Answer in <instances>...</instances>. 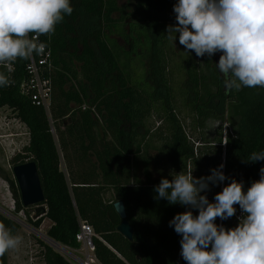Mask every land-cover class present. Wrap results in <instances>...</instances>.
Wrapping results in <instances>:
<instances>
[{
  "label": "trees",
  "instance_id": "16d2710c",
  "mask_svg": "<svg viewBox=\"0 0 264 264\" xmlns=\"http://www.w3.org/2000/svg\"><path fill=\"white\" fill-rule=\"evenodd\" d=\"M176 2L70 0L72 14L56 25L54 34L39 37L51 54L43 72L52 84L48 111L20 93L28 60L18 59L11 69L0 65L13 81L0 87V108H10L29 135L9 162L34 161L45 198L46 213L36 219L28 215V220L36 229L43 219L50 220L46 236L71 247L78 245V221L86 220L97 235L93 241L101 264H187L180 255L181 236L169 221L177 213L191 210L195 216L198 211L155 199L160 182L151 169L163 163L174 174L193 170L199 178L222 164L221 136L212 154L198 153L181 117L184 111L193 125L201 126L207 117L218 116L212 102L223 93V80L207 55L184 52L178 33L174 44L167 39L166 26L176 23ZM210 81L214 89L208 87ZM228 94L235 122L224 142L222 171L229 179L223 187L235 179L243 181L246 191L264 167V160L244 161L264 151V87ZM3 178L15 212L26 213L15 179ZM219 185L210 183V191L201 194L214 202ZM109 191L112 199L105 198ZM117 200L124 203L131 240L117 230ZM0 222L11 233L18 228L1 213ZM222 225L234 224L230 218ZM41 244L44 264H69ZM0 264H7V252Z\"/></svg>",
  "mask_w": 264,
  "mask_h": 264
},
{
  "label": "clouds",
  "instance_id": "9594fccd",
  "mask_svg": "<svg viewBox=\"0 0 264 264\" xmlns=\"http://www.w3.org/2000/svg\"><path fill=\"white\" fill-rule=\"evenodd\" d=\"M70 0H0V65L11 69L15 62L43 55L47 44L41 35L51 36L57 24L73 12ZM176 23L166 26L173 44L179 34L184 52L211 58L221 53L216 68L224 77L225 93L242 87H264V0H177L173 5ZM175 46V45H174ZM13 83L0 72V87ZM264 160V151L253 152L245 162ZM196 178L192 171L162 178L154 187L155 199L189 209L177 213L169 226L181 236L180 255L187 264H264V167L259 179L244 190L243 181L230 182L210 202L206 193L229 179L222 169ZM242 213L234 228L217 225ZM21 237L0 222V257L15 249Z\"/></svg>",
  "mask_w": 264,
  "mask_h": 264
},
{
  "label": "rangeland",
  "instance_id": "374dc122",
  "mask_svg": "<svg viewBox=\"0 0 264 264\" xmlns=\"http://www.w3.org/2000/svg\"><path fill=\"white\" fill-rule=\"evenodd\" d=\"M122 2H124V0ZM218 56L219 52L217 54V57ZM204 57L206 58V55ZM209 60L215 67L214 58L211 57ZM222 78L224 79L223 76ZM208 87H212V89H214L213 83L211 81ZM222 92L223 93L214 98L212 102V108L215 110L216 115L218 116L207 117L201 126L193 125L191 123V117L187 116L184 111L181 113L186 131L189 133L190 138L195 142L198 153L212 154L215 149L219 147L218 138L221 136V161L225 146V137L228 133H230V130L231 133H233L235 122L232 118H230L228 111L229 100L232 96H229V94L225 93L223 84ZM224 96L226 102L222 105L221 101L224 100ZM185 112L187 113L188 111L186 110ZM28 140V129L25 124L15 116V113L10 108H0V213L5 217L14 220L18 224V228L11 234L13 236L21 237L18 246L15 249H10L7 251L8 264H44L41 256L43 250L41 243L43 242L50 246L43 235H46V231L52 222L48 219H43L39 228H34L28 220V215L31 219H33L32 216L34 214V206L26 207V213L23 211L16 213L14 209L15 205L12 193L7 182L3 178L4 176L14 178L11 169L12 165L9 161L14 154L21 151L22 147L28 143ZM152 142L153 145L157 146V141L153 140ZM155 152V148L151 149L150 151L151 154H155ZM61 169L65 171L63 161L61 162ZM151 170L152 177L157 182H160L162 178L171 180L172 175H175L163 163L152 167ZM105 198L112 199V193L110 191L107 192L105 194Z\"/></svg>",
  "mask_w": 264,
  "mask_h": 264
},
{
  "label": "built area",
  "instance_id": "2783aa9c",
  "mask_svg": "<svg viewBox=\"0 0 264 264\" xmlns=\"http://www.w3.org/2000/svg\"><path fill=\"white\" fill-rule=\"evenodd\" d=\"M50 60L51 54L48 48H46L43 55H34L26 64L28 76L20 84V93L28 97L33 104L44 107L46 111H48L50 105L52 84L50 78L46 77L43 72L44 68L50 65ZM222 163L224 164V158ZM222 188L223 182L219 185V191H222ZM241 215L240 209H236V215L231 218L234 225H230L226 229L237 226L238 218ZM222 221L218 218V225H222ZM96 236L93 227L86 220L80 219L78 221V231L75 234L77 246L71 247L62 244L61 246L55 241L45 239L69 264H101L95 255L93 239Z\"/></svg>",
  "mask_w": 264,
  "mask_h": 264
},
{
  "label": "water",
  "instance_id": "95a60500",
  "mask_svg": "<svg viewBox=\"0 0 264 264\" xmlns=\"http://www.w3.org/2000/svg\"><path fill=\"white\" fill-rule=\"evenodd\" d=\"M11 169L13 177L19 187L22 206H34V214L32 216L33 219L44 215L46 213V206L43 203L45 198L36 163L28 160L24 163L13 165ZM113 206L121 219L117 226L118 232H120L128 240H131L133 237V229L126 219V211L123 201L117 200L113 203ZM43 236L50 239L46 235Z\"/></svg>",
  "mask_w": 264,
  "mask_h": 264
},
{
  "label": "flooded vegetation",
  "instance_id": "af4514ba",
  "mask_svg": "<svg viewBox=\"0 0 264 264\" xmlns=\"http://www.w3.org/2000/svg\"><path fill=\"white\" fill-rule=\"evenodd\" d=\"M123 1V0H122ZM122 3H125V0H124V2H122ZM221 55V54H220ZM220 55L217 57V55H215V64L216 63H218V58L220 57ZM217 71H218V69H217ZM218 73H219V71H218ZM219 76H220V78L223 80V78H222V75L219 73Z\"/></svg>",
  "mask_w": 264,
  "mask_h": 264
},
{
  "label": "crops",
  "instance_id": "0c3cea01",
  "mask_svg": "<svg viewBox=\"0 0 264 264\" xmlns=\"http://www.w3.org/2000/svg\"><path fill=\"white\" fill-rule=\"evenodd\" d=\"M7 264H8V257H7Z\"/></svg>",
  "mask_w": 264,
  "mask_h": 264
}]
</instances>
